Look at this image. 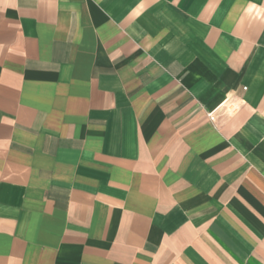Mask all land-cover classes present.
<instances>
[{
	"label": "crops",
	"instance_id": "1",
	"mask_svg": "<svg viewBox=\"0 0 264 264\" xmlns=\"http://www.w3.org/2000/svg\"><path fill=\"white\" fill-rule=\"evenodd\" d=\"M0 264H264V0H0Z\"/></svg>",
	"mask_w": 264,
	"mask_h": 264
}]
</instances>
